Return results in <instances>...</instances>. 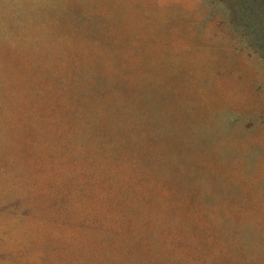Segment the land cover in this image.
I'll use <instances>...</instances> for the list:
<instances>
[{
	"label": "rangeland",
	"instance_id": "1",
	"mask_svg": "<svg viewBox=\"0 0 264 264\" xmlns=\"http://www.w3.org/2000/svg\"><path fill=\"white\" fill-rule=\"evenodd\" d=\"M205 0H0V264H264V55Z\"/></svg>",
	"mask_w": 264,
	"mask_h": 264
},
{
	"label": "trees",
	"instance_id": "2",
	"mask_svg": "<svg viewBox=\"0 0 264 264\" xmlns=\"http://www.w3.org/2000/svg\"><path fill=\"white\" fill-rule=\"evenodd\" d=\"M220 14L233 41L264 55V0H205Z\"/></svg>",
	"mask_w": 264,
	"mask_h": 264
}]
</instances>
